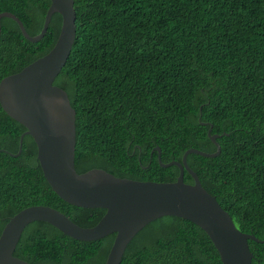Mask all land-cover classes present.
Listing matches in <instances>:
<instances>
[{"label":"trees","instance_id":"16d2710c","mask_svg":"<svg viewBox=\"0 0 264 264\" xmlns=\"http://www.w3.org/2000/svg\"><path fill=\"white\" fill-rule=\"evenodd\" d=\"M48 0H0L28 35L42 25ZM75 35L52 84L74 110L73 166L100 168L140 181L175 180L187 166L242 231L264 239V0H72ZM60 15L30 42L0 16V77L17 72L53 45ZM0 106V230L29 204H47L80 225L102 207L57 196L45 181L35 144ZM5 150V151H3ZM7 151V152H6ZM182 179H192L183 171ZM114 238L71 237L44 220L22 229L13 253L34 264H103ZM251 264H264V241L248 238ZM119 264H222L208 234L193 221L164 214L131 237Z\"/></svg>","mask_w":264,"mask_h":264},{"label":"water","instance_id":"95a60500","mask_svg":"<svg viewBox=\"0 0 264 264\" xmlns=\"http://www.w3.org/2000/svg\"><path fill=\"white\" fill-rule=\"evenodd\" d=\"M43 21L36 35H28L19 19L6 10L0 16L11 18L21 35L35 42L43 35L50 15H60V26L51 48L20 70L0 77V106L24 130L18 137L16 156L23 135H29L35 144V156L41 173L58 197L73 205L102 207L103 213L93 225H80L60 210L47 204H29L10 215L0 230V264H34L13 253L23 227L32 220H44L63 233L77 239H95L108 233L114 238L103 264H119L124 248L131 237L146 222L164 214L178 215L199 225L215 245L222 264H251L252 251L248 238L264 241L253 233L239 229L229 212L215 196L206 191L196 174L187 166L185 157L195 153L213 157L219 153L215 141L218 134L207 137L215 146L212 152L196 148L185 149L180 161L161 163L175 165V180L170 182L140 181L115 177L100 169L91 168L77 173L73 166L74 110L63 89L52 81L64 64L75 35V14L72 0H48ZM5 151V150H3ZM186 171L192 179H182Z\"/></svg>","mask_w":264,"mask_h":264}]
</instances>
